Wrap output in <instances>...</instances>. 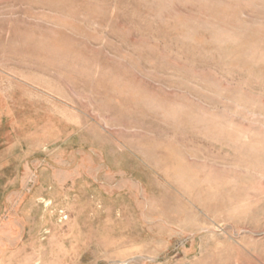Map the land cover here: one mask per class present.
Returning a JSON list of instances; mask_svg holds the SVG:
<instances>
[{
    "label": "rangeland",
    "instance_id": "1",
    "mask_svg": "<svg viewBox=\"0 0 264 264\" xmlns=\"http://www.w3.org/2000/svg\"><path fill=\"white\" fill-rule=\"evenodd\" d=\"M0 264H264V0H0Z\"/></svg>",
    "mask_w": 264,
    "mask_h": 264
}]
</instances>
